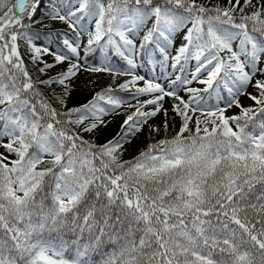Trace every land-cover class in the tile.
Returning a JSON list of instances; mask_svg holds the SVG:
<instances>
[{"label": "snow or ice", "instance_id": "1", "mask_svg": "<svg viewBox=\"0 0 264 264\" xmlns=\"http://www.w3.org/2000/svg\"><path fill=\"white\" fill-rule=\"evenodd\" d=\"M0 264H264V0H0Z\"/></svg>", "mask_w": 264, "mask_h": 264}, {"label": "trees", "instance_id": "2", "mask_svg": "<svg viewBox=\"0 0 264 264\" xmlns=\"http://www.w3.org/2000/svg\"><path fill=\"white\" fill-rule=\"evenodd\" d=\"M53 27H62V25H54ZM84 78H82V81H83ZM83 97L79 94H74L73 96V99L72 101H70V104L71 103H76L78 99H82ZM119 118H117V121H118ZM159 121V120H157ZM176 125H177V122L176 121H172V128L169 132V134H171L172 131H175L176 130ZM116 124L115 122L112 124V126L107 129V130H102L98 135L100 137V139H103L104 136L108 135L109 133H111V131L115 128ZM144 146V137H141L137 142L136 144L134 145H131L129 146V149H128V152L125 154V159H128L130 158L132 155H134L137 151L138 148H142ZM249 215H251V212L249 213Z\"/></svg>", "mask_w": 264, "mask_h": 264}, {"label": "rangeland", "instance_id": "3", "mask_svg": "<svg viewBox=\"0 0 264 264\" xmlns=\"http://www.w3.org/2000/svg\"><path fill=\"white\" fill-rule=\"evenodd\" d=\"M82 78H84V77H82ZM99 80H100L101 84L106 83L107 82V77H100ZM156 123H159V121H156Z\"/></svg>", "mask_w": 264, "mask_h": 264}]
</instances>
